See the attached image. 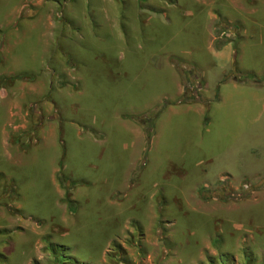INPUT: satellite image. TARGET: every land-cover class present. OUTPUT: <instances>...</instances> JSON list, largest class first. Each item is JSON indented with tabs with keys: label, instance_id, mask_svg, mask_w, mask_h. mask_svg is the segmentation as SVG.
<instances>
[{
	"label": "rangeland",
	"instance_id": "rangeland-1",
	"mask_svg": "<svg viewBox=\"0 0 264 264\" xmlns=\"http://www.w3.org/2000/svg\"><path fill=\"white\" fill-rule=\"evenodd\" d=\"M170 54L206 105L147 148L130 116L193 93ZM245 73L264 0H0V264H264V111L218 99Z\"/></svg>",
	"mask_w": 264,
	"mask_h": 264
},
{
	"label": "crops",
	"instance_id": "crops-1",
	"mask_svg": "<svg viewBox=\"0 0 264 264\" xmlns=\"http://www.w3.org/2000/svg\"><path fill=\"white\" fill-rule=\"evenodd\" d=\"M212 50L218 63L225 64L233 61L235 62L236 53L233 50V46L231 43L224 44L221 48L218 49L212 48ZM167 57L168 64H170L172 68H175L179 72V74L181 73L183 79H185L183 71L180 69V67H177V65L172 62V60L174 59V55L170 54ZM177 86L178 98H172L169 104H167L165 108L166 110H164L165 113H161L156 122L158 129L160 127L161 129L168 127V125L172 122V118L178 117L179 115H185L186 111H195L200 114L202 112L203 106L206 105L205 102L196 100L180 101L181 97L184 94L185 88L180 85L178 79ZM222 86L227 87V89L221 91V93L219 94V103H231L233 107L231 114H233L234 116H237L235 114H238V116L239 114H241L240 116H243L244 119H249L250 122H256L260 119L264 111V95L259 92V89H256L253 86H248L244 82L237 81L232 78L223 80ZM180 118H182V120H186L187 118L193 119L192 116H181ZM193 122H196V120H193ZM131 124L132 130L135 134H138L139 136L143 135V144H145L146 138L143 127L136 123ZM197 124H199V121H197Z\"/></svg>",
	"mask_w": 264,
	"mask_h": 264
},
{
	"label": "trees",
	"instance_id": "trees-1",
	"mask_svg": "<svg viewBox=\"0 0 264 264\" xmlns=\"http://www.w3.org/2000/svg\"><path fill=\"white\" fill-rule=\"evenodd\" d=\"M183 74H184V77H185V80H186V83H187V86L190 85L192 82H193V77H192V74L191 76H189V72L183 70ZM195 75L197 76L198 74L195 73ZM226 78H224L223 80H225ZM235 79L238 80V81H248V80H253L254 82H259L258 79H256L253 75H251L250 73H245V74H238V75H235ZM189 87V86H188ZM195 94L191 93V91L186 87L185 90H184V94L183 96L181 97L180 101H188V100H198V96L196 99L195 96H193ZM163 112V108H160V109H156V111H154V115L152 117V119H150L149 117L147 116H130L131 118L135 119L137 122H139L143 127H144V130H145V141H146V147L148 148L150 143H151V139H152V135H153V127H154V122L156 120V118L161 115V113ZM58 178L64 182L65 180V177L63 175V173H59L58 174Z\"/></svg>",
	"mask_w": 264,
	"mask_h": 264
},
{
	"label": "built area",
	"instance_id": "built-area-1",
	"mask_svg": "<svg viewBox=\"0 0 264 264\" xmlns=\"http://www.w3.org/2000/svg\"><path fill=\"white\" fill-rule=\"evenodd\" d=\"M189 71V70H188ZM193 77V82L190 84V89L193 91V94L198 95V91L203 87V83L195 75L193 71H190Z\"/></svg>",
	"mask_w": 264,
	"mask_h": 264
}]
</instances>
